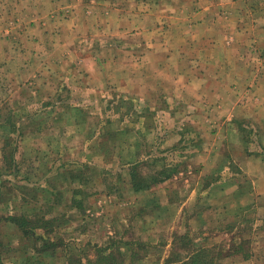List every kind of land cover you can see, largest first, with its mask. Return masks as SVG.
<instances>
[{"label":"rangeland","instance_id":"obj_1","mask_svg":"<svg viewBox=\"0 0 264 264\" xmlns=\"http://www.w3.org/2000/svg\"><path fill=\"white\" fill-rule=\"evenodd\" d=\"M243 1L256 33L264 0ZM106 2L0 0V264L110 244L115 264H264L240 164L264 145V34L233 37L222 9L205 25L193 0Z\"/></svg>","mask_w":264,"mask_h":264},{"label":"crops","instance_id":"obj_2","mask_svg":"<svg viewBox=\"0 0 264 264\" xmlns=\"http://www.w3.org/2000/svg\"><path fill=\"white\" fill-rule=\"evenodd\" d=\"M47 1V0H45ZM96 4H103L108 0H89ZM90 3V2H87ZM192 4H194L195 10L198 11L197 15L199 16L197 20H200L205 23L211 21H218L219 19L216 18V11L219 9V12L224 10V22L227 21L229 24L226 27V30H231V34H234L233 37L240 38L245 36H259V34H264V25L262 26L260 22L262 20L260 18H256L257 16L254 15L252 18V22L256 23L255 29L259 33H247L248 27L244 28V23L247 22V17L243 14L238 16L237 11L239 7H242L245 4L243 0H193ZM21 6V3H18ZM246 6V5H245ZM242 9L240 10V12ZM243 12V11H242ZM1 16V13H0ZM249 20V19H248ZM220 22V21H219ZM203 23V24H204ZM253 23V24H254ZM202 25V24H201ZM213 28L214 25L210 24ZM221 26V25H220ZM219 27V26H218ZM209 37L212 36L211 33L208 35ZM258 140V139H257ZM261 140V138H260ZM260 140H258V151L250 150L249 152H245L243 157L240 158V164L245 174H247L251 179L257 183V192L256 196L258 198H264V145L261 144ZM262 141V140H261ZM260 212L264 214V202H261ZM264 217V215H263ZM264 220V218H263ZM261 235L264 236V224L262 223Z\"/></svg>","mask_w":264,"mask_h":264},{"label":"trees","instance_id":"obj_3","mask_svg":"<svg viewBox=\"0 0 264 264\" xmlns=\"http://www.w3.org/2000/svg\"><path fill=\"white\" fill-rule=\"evenodd\" d=\"M169 176V174H168ZM149 186L147 183L145 184H139L137 186V189L146 188ZM6 219L12 220L13 222H16L19 224L20 227H24L25 224H22L18 217L16 216H9ZM125 242V241H124ZM127 245L136 246L135 243H126ZM113 245L110 244L106 247L100 248L99 251V258H97L94 262L98 263H92L90 260H88L89 264H115L117 262L115 252H113ZM208 253V250L205 248H197L193 255H191L189 258H167L166 264H210L212 262L209 258H206ZM37 257L36 259H38ZM41 260V259H40ZM133 263V261L131 260Z\"/></svg>","mask_w":264,"mask_h":264}]
</instances>
